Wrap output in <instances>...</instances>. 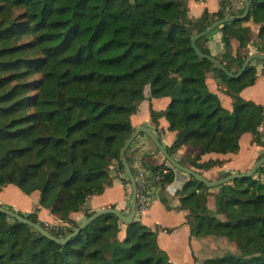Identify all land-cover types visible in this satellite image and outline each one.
Instances as JSON below:
<instances>
[{"label": "trees", "instance_id": "obj_1", "mask_svg": "<svg viewBox=\"0 0 264 264\" xmlns=\"http://www.w3.org/2000/svg\"><path fill=\"white\" fill-rule=\"evenodd\" d=\"M188 1L0 0V191L13 184L27 195L38 193L39 205L70 227L49 230L40 208L18 213L63 237L80 225L73 214L88 218L95 212L85 209L90 197L102 195L117 178L130 184L121 150L135 130L132 116L147 86L149 97L170 98L166 109L150 108L152 122L165 117L177 132L168 152L174 157L185 145L197 149L187 162L179 160L183 165L205 176L226 160L203 157L238 154L245 135L258 147L253 164L264 156V105L242 96L257 82L255 63L264 60L229 76L191 42L217 20L243 14L245 1L230 13L221 0L217 11L205 9L198 19L189 16ZM215 31L222 33L221 56L206 45L211 34L197 46L237 75L251 55L249 45L264 53V0H250L246 18ZM209 75L231 97L232 108L210 89ZM126 157L136 176L132 146ZM143 166L161 189L175 180L176 168L166 159ZM262 172L264 165L252 177L222 185L214 211L208 206L211 188L193 176L176 192L179 208L192 217L193 237L225 238L239 250L203 264H264ZM160 199L169 206L163 190ZM0 264L173 262L157 231L139 219L126 225L112 213L101 215L62 245L0 211Z\"/></svg>", "mask_w": 264, "mask_h": 264}, {"label": "crops", "instance_id": "obj_2", "mask_svg": "<svg viewBox=\"0 0 264 264\" xmlns=\"http://www.w3.org/2000/svg\"><path fill=\"white\" fill-rule=\"evenodd\" d=\"M193 1L194 0H189L190 3L188 2V5L191 6L189 16L195 19L197 18V16L200 17L205 9H208L211 13L217 11L220 8L221 0H214L213 5H210L209 2L207 4V1ZM205 3L206 5L204 6ZM207 5H209V7ZM241 6L242 5L239 4L237 6V9ZM226 11L230 12L227 7ZM253 30L257 34L259 25L254 24ZM221 38L222 33L217 31V33H215L209 39V41L206 42V45L210 48L211 52L217 55V57L221 56L224 50ZM248 50L251 54L258 53L254 44L249 45ZM255 64L257 67L258 75L257 82L255 83V85L243 90L242 96L247 100H253L256 103H261L264 105V65L259 62H256ZM208 84L212 91L219 94L223 105L227 108H232L231 97L225 95L220 90V86L218 85L217 80L212 75L208 76ZM149 96L150 88L149 86H147L146 98L140 104L139 111L132 116V123L135 128L139 126H145L149 128L157 135V137L162 141L165 147L171 146L176 139L177 132L169 130V122L165 117L160 118L158 122L154 123L151 120L150 114V108H153L156 111H162L166 109L170 103V98H151ZM246 136L247 135H245V137ZM243 139L244 136L242 138V141ZM131 146L134 151L133 166L136 169L139 166H143L144 161L148 162L149 164L151 163L155 165H161L164 162L165 158H163L160 153L157 152L155 143L146 133L140 134L139 138L135 140ZM242 147L243 143L241 142V148ZM256 150H258V147H256L255 153ZM196 152V148L185 145L175 153L174 157L178 161L182 160L183 162H187L188 159L193 157ZM146 155L151 156L146 157ZM238 155H215L212 153L205 155L203 157V161L210 158H221L226 160V163L222 167H216L205 172V177H207L208 179H213V176L224 171L236 173L239 171L248 170L249 166L254 165V161H252L251 164H248L247 169L245 170L241 169L240 167L236 168L238 164ZM189 178L190 176L188 174L176 170L175 180L170 184L172 186L169 189L172 192H170V194L165 193V187H163V193L168 201L169 206L161 201L160 194L159 197L154 200L153 204L147 211L137 215L136 217V219H139L142 223L150 227L152 230L157 231L158 243L160 247L169 254L173 264H183L181 261V256L178 255L180 245L186 247V249L184 250V256L191 264H203V262L207 259L205 257L210 258L215 255H207L205 253H201V249L207 245L206 243H202V240H205V238H197L191 235V225L189 221L192 219V217L189 216L188 210H182L179 208L180 198L176 194V192L184 186ZM126 188L127 187L124 186L120 179H115L113 186L108 187L102 195H94L90 197L85 205V209L97 211L115 205L116 208L120 209L124 213H129L130 207ZM8 192L11 193L7 195ZM13 196L18 197V199L14 200ZM212 200V198H209L208 206L212 211H214L215 207L214 209H212V207L210 206ZM0 201L2 205H8L13 209H18V211L22 212H30L33 209L40 208V210L38 211V215L39 218L44 222H53L55 219H57V217L52 215L48 209L43 208L39 205L38 193L27 195L23 193L17 186L15 187V185L13 184L4 187L0 191ZM212 202H215V199ZM73 215L76 219H78L80 223L85 219L83 213L79 212ZM123 234L124 233H122V235ZM217 256H219V254Z\"/></svg>", "mask_w": 264, "mask_h": 264}, {"label": "water", "instance_id": "obj_3", "mask_svg": "<svg viewBox=\"0 0 264 264\" xmlns=\"http://www.w3.org/2000/svg\"><path fill=\"white\" fill-rule=\"evenodd\" d=\"M244 1H245L246 9H245L243 14L231 15V16H227L223 19L217 20L212 25L207 27L205 30L194 35L191 39L192 47L194 48V50L196 51V53L200 57L209 59L211 62H213L215 65H217L222 71H224L227 75L235 76V77L241 76L254 59L264 60V53H253V54H251L246 59L244 65H243L242 69L239 71V73L237 75H233L219 59H217L211 55H206V54L202 53L201 50L197 46V41L200 38H202L203 36L210 34L216 28L222 27L224 24H226L228 22L237 21V20H241V19L246 18L250 12V0H244ZM141 133H146L153 140V142L155 143L160 154H162V156L172 166H174V168H176V170L182 171V172L188 174L189 176H193L196 180L203 182L208 187H215V186L221 185L225 182L233 181L237 178L252 177L258 172V170L261 168V166L264 165V156H263L261 159H259L253 165V167L248 172L233 173L231 175H228V176L223 177V178L218 179V180H209L207 177L200 175L199 173H197L193 169L183 165L175 157H173L168 152L167 148L162 143V141L157 137V135L152 130H150L149 128H147L145 126H139V127L135 128L134 132L126 140V142H125V144L121 150L122 163L124 165L126 175L130 181L131 190H132L130 212L129 213L126 214L116 207H112V206L106 207V208L95 211L91 216H89L84 221H82L80 223V225L73 232H71L68 235L63 236V237H57L54 234H52L48 229H46L44 226H42L41 224L33 222L32 220L21 215L20 213H18V211L14 210V209H10L8 207H5L4 205H0V211L6 213L7 215H9L15 219H18L19 221H22V222L30 225L31 227H33L34 229H36L37 231L42 233L44 236L56 241L59 244H62V245L67 244L72 238H74L76 235H78L83 229H85L90 223H92L99 216L107 214V213H112V214L116 215L126 225L131 224L133 221H135V219L138 215V182H137L136 176L133 173V170H132V168H131L128 160H127L126 153H127L128 148L133 144V142L136 140V138Z\"/></svg>", "mask_w": 264, "mask_h": 264}, {"label": "rangeland", "instance_id": "obj_4", "mask_svg": "<svg viewBox=\"0 0 264 264\" xmlns=\"http://www.w3.org/2000/svg\"><path fill=\"white\" fill-rule=\"evenodd\" d=\"M200 1H204V2H206L207 1V4H208V2L210 3V5H213L214 4V0H194L193 2H200ZM189 2V1H188ZM190 3V2H189ZM192 3V2H191ZM242 5V2L240 1V0H226V2H225V5H226V7L228 8V10H230V13H232L233 12V10L234 9H236L237 8V6L238 5ZM206 5V3L204 4V6ZM208 7H209V5H207ZM190 7L191 6H189L188 5V9H189V11H191V9H190ZM231 16V15H230ZM199 17L197 16V18H195V19H198ZM218 28H221V27H218ZM216 30V29H215ZM220 32V31H219ZM215 33H217V31H212L210 34V38L215 34ZM257 50V49H256ZM149 93V92H148ZM242 143H243V147L240 149V151H239V155L237 156V162H238V164H237V167L236 168H241V169H243V170H245V169H247V166H248V164L250 163L251 164V162L252 161H254L255 160V158H256V154H257V152H258V150H256V153H255V149H256V145L252 142V137L250 136V135H247L246 137L244 136V139H243V141H242ZM255 153V154H254ZM161 156H162V154H160ZM163 157V156H162ZM164 158V157H163ZM252 158V159H251ZM169 163V162H168ZM256 163V162H255ZM253 166L251 165V166H249V168H248V170L250 171V169L252 168ZM236 168H233V169H236ZM136 169V168H135ZM137 170V169H136ZM246 171V170H245ZM245 171H243L242 173H244ZM222 173H228V171H224V172H222ZM222 173H219V174H216L215 176H213V179H209V180H218V179H221L222 178ZM236 173H239V172H236ZM233 174V173H232ZM123 177H126V175H122ZM256 178L257 177H259V175H256L255 176ZM260 178L261 179H263L264 180V172H262V174L260 175ZM155 182V181H154ZM158 183L159 182H155L154 184H155V186H157L158 185ZM226 185V184H228V182H225V183H223V184H221V185H218V186H215V187H210L211 189H210V191H209V195H210V197H208V202H209V198H212L213 200L216 198V196H217V194L219 193V191H221V189H222V185ZM172 185H170V184H167L166 186H165V193H168V194H170V192H172V191H170L169 189H170V187H171ZM16 187V186H15ZM127 188H126V193H127V197H128V201H129V207H130V203H131V195H132V190H131V186H130V184H127V186H126ZM163 190V189H162ZM11 192H8L7 193V195H9ZM9 198V197H8ZM13 199L14 200H16V199H18V197H16V196H13ZM212 200V201H213ZM211 201V203H210V206L212 207V209H214V207H215V202H212ZM5 206V205H4ZM5 207H8V208H11V209H13L12 207H9L8 205L7 206H5ZM14 210H16V211H18V209H14ZM34 210V209H33ZM32 210V211H33ZM89 210V209H88ZM91 210V209H90ZM19 212V211H18ZM31 212V211H30ZM130 212V211H129ZM26 213V212H25ZM85 214V213H84ZM84 217H85V219H86V216L84 215ZM221 218H224V216H220ZM84 219V220H85ZM83 220V221H84ZM54 223H59L57 226H56V228H58V229H56L57 231H55V232H66L67 231V229H68V227H70V225L69 224H67L66 222H64V221H62L61 219L59 220V222H57L56 220L55 221H53ZM48 228L50 227V226H47ZM49 230H52L51 228H49ZM202 243H206L207 245L205 246V247H203L202 249H201V253H205V254H212V255H214V256H212V257H215V256H217L218 254H219V256H221V255H224V254H226V253H229V252H233V253H239V250H238V248H237V246H236V244L234 243V242H231V241H229V240H227V239H225V238H221V239H219L218 237H206L205 238V240H202ZM186 249V247L185 246H181L180 245V247H179V251H178V255H180L181 256V261H182V263L183 264H191V263H189L188 261H187V259H186V257L184 256V250ZM200 253V254H201ZM205 258H208V257H205Z\"/></svg>", "mask_w": 264, "mask_h": 264}, {"label": "built area", "instance_id": "obj_5", "mask_svg": "<svg viewBox=\"0 0 264 264\" xmlns=\"http://www.w3.org/2000/svg\"><path fill=\"white\" fill-rule=\"evenodd\" d=\"M136 179L138 182V215L147 211L154 200L159 197L161 194V188L155 186L154 180L151 178L150 171L146 169L144 166H139L137 168ZM59 222V218L55 219ZM54 220V221H55ZM47 226H50L53 231H57L56 226L59 223L54 222H45Z\"/></svg>", "mask_w": 264, "mask_h": 264}]
</instances>
